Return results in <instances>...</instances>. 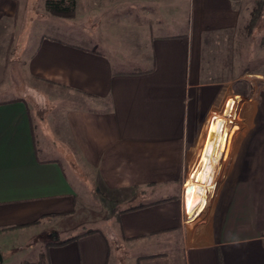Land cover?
I'll use <instances>...</instances> for the list:
<instances>
[{"label": "crops", "instance_id": "obj_1", "mask_svg": "<svg viewBox=\"0 0 264 264\" xmlns=\"http://www.w3.org/2000/svg\"><path fill=\"white\" fill-rule=\"evenodd\" d=\"M128 2L132 13H113ZM76 3L85 37L71 29L79 22L48 14L45 0H0V81H15L21 53L24 81L80 92L39 132L24 99L0 101V253L32 239L78 237L48 248L49 264H122L121 256L126 264H264V67L251 71L241 61L248 7L240 0ZM238 98L243 124L227 143V193L211 217L188 221L214 190ZM47 123L64 147L49 158ZM190 166L185 198L169 200ZM95 196L139 202L115 208L95 228Z\"/></svg>", "mask_w": 264, "mask_h": 264}, {"label": "rangeland", "instance_id": "obj_2", "mask_svg": "<svg viewBox=\"0 0 264 264\" xmlns=\"http://www.w3.org/2000/svg\"><path fill=\"white\" fill-rule=\"evenodd\" d=\"M35 1L38 2L39 0H35ZM240 1L241 2L243 1V3L246 5V7H248V10L250 12V18L248 20L246 36L244 39H240V43H239L241 61L243 62L244 67H246L248 70L262 71L264 67V0H240ZM131 3L132 2H128V4L127 3L123 4L121 7L118 6L115 9H112V11H114L113 13H132L135 7L133 5H129ZM258 9L260 11V17L258 21L255 23V25L252 26L251 30H249V24L252 21L253 14L257 12ZM63 20H64V23H70L72 21H75L73 23H78L80 21V18L78 20L76 19H73V20L63 19ZM84 23L83 21H81L79 22V25L73 24L71 29L74 30L75 32H78L79 33L78 35L80 34L82 35L81 32L83 31V25H85ZM63 28L66 29L65 24ZM82 37H85V36L82 35ZM26 40L27 38H24V41H25L23 43L24 45L26 44ZM100 40H102V38ZM10 56L11 55L8 54V57ZM10 58H12V56ZM14 58H16V62L14 61L16 64L15 65V70H16L15 71V81H0V101L24 99L26 101V104L29 106V109L32 111L33 119L35 122V127H36L37 132H39L40 128L42 127L43 122L46 120H49V116H51L50 113H53L55 111L53 115H57V113L60 110H62L64 107H67L72 104V100H71L72 98L70 97L73 94L78 95L80 94V92L72 91L68 87L58 85L53 81H44L41 78H34L30 81H24L23 72L21 70V67L18 64L19 60H21V53L14 54ZM74 97L75 98H73V102L77 103L76 105L78 104L86 105L85 100L82 102L79 98H77V96H74ZM107 101L108 100H105L104 103L106 104ZM99 102H102V101L99 100ZM242 105H243L242 100L238 98V102L236 104V110H235V114H237V116L234 119L229 120L230 124L227 127H230V131L224 136L223 148H222V151H220L219 161L216 164V170H217L216 173L218 172V175L220 174L218 176L219 181H217L216 188L213 190L211 197L208 200L207 205L205 206L204 210L200 211L199 213H196L195 215H188V214L186 215L188 221H198L199 219H205V218L211 217L216 208L215 206L216 198L220 195L222 191L224 192V195L225 193H227L226 188H227V185H229L228 179H230L228 178L230 167L229 165H227V158L229 156L230 149H227L228 147L227 143L231 142L236 137V134H232L233 129L236 128L238 125L243 124L242 123L243 117L241 115ZM54 119L57 120L58 119L57 116H55ZM46 126H47L45 130L46 142H47V145L51 147L52 149L51 150L52 152H46V156H48L49 158L51 157L52 153H55L54 149L59 150L60 147L62 148L64 147L62 146L61 142H59L61 138L55 135V133H57V128L53 127L51 128L52 130H50L48 123L46 124ZM202 128H203V125L202 127H200L201 134H202ZM201 134L199 138V143H200V139L202 136ZM191 167L192 166H190L187 169L186 173H184L183 181L175 184V189H176L174 190L175 195L172 199H169V200L178 201V200L185 198L184 186H186L187 173L190 171ZM77 173L80 178H83V180L85 179L84 181H86V177L83 175L82 177L80 175L82 174L81 170L78 169ZM92 200L94 202V204H92L94 205L92 219L95 220L94 222L95 224L93 223L92 225L95 226V228L97 227L103 228V225H106L104 223H107L111 219V217L114 215L115 208L122 210V209L130 207L131 204H137L139 202L138 199H134L130 203H127V202L118 203L119 200L121 199H108V198H103L100 196H95L92 198ZM113 200L115 201V203L113 202ZM227 216L228 215H226V217ZM242 216L244 217L245 215H242ZM81 229L85 230L86 228H81ZM50 239H51V236L47 237V243ZM47 243L45 239H42V240L37 239L36 241L32 239L28 246L23 247V248L14 247L13 251L11 250L8 252L4 251V253H1V255H2V258L8 259L9 257H11L10 262L6 264H11V263L18 264L21 261L24 262V261L32 260L33 258H35L39 250H40V254L44 252L46 249ZM121 257H123L122 264H126L125 256H121Z\"/></svg>", "mask_w": 264, "mask_h": 264}, {"label": "trees", "instance_id": "obj_3", "mask_svg": "<svg viewBox=\"0 0 264 264\" xmlns=\"http://www.w3.org/2000/svg\"><path fill=\"white\" fill-rule=\"evenodd\" d=\"M32 3L35 2V0H31ZM45 6L48 14L62 18L65 20H73L76 18V9H77V3L76 0H45ZM260 17V11L258 9L257 12L253 14V18L251 23L249 24V30H251L252 26L255 25V23L258 21ZM140 207H136L133 209H137ZM95 231H87L85 234L93 233ZM78 239V237L66 239V240H59L54 239L52 241H49L46 244V249L44 252H42L39 255V259L37 262L32 263L29 261L22 262L21 264H49L48 255L46 253L47 249L50 247H58V246H64L74 240Z\"/></svg>", "mask_w": 264, "mask_h": 264}, {"label": "bare ground", "instance_id": "obj_4", "mask_svg": "<svg viewBox=\"0 0 264 264\" xmlns=\"http://www.w3.org/2000/svg\"><path fill=\"white\" fill-rule=\"evenodd\" d=\"M230 131V127H228V128H226V130L224 131V134H223V142H222V148H223V144H224V136H225V134H227L228 132ZM228 136V135H227ZM228 139V138H227ZM230 140V139H229ZM232 140V139H231ZM225 141H227V140H225ZM229 143H231V142H229ZM227 147V146H226ZM229 147V146H228ZM227 147V148H228ZM224 150V149H223ZM225 152V151H224ZM226 153V152H225ZM227 153H229V152H227ZM224 154V153H223ZM222 160V159H221ZM222 162V161H221ZM221 164H223V163H221ZM222 166V165H221ZM218 169V168H217ZM219 171V170H218ZM220 172H221V170H220ZM219 172V173H220ZM220 175V174H219ZM218 172L216 173V177H215V180H214V184H213V186H214V189L216 188V184H217V181H219V179H218ZM188 183V181L186 182V184Z\"/></svg>", "mask_w": 264, "mask_h": 264}, {"label": "water", "instance_id": "obj_5", "mask_svg": "<svg viewBox=\"0 0 264 264\" xmlns=\"http://www.w3.org/2000/svg\"><path fill=\"white\" fill-rule=\"evenodd\" d=\"M2 262H3V258H2V255L0 253V263H2Z\"/></svg>", "mask_w": 264, "mask_h": 264}]
</instances>
